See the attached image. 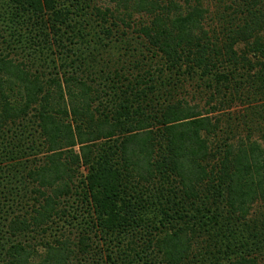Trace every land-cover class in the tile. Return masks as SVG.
I'll list each match as a JSON object with an SVG mask.
<instances>
[{"label":"trees","instance_id":"trees-1","mask_svg":"<svg viewBox=\"0 0 264 264\" xmlns=\"http://www.w3.org/2000/svg\"><path fill=\"white\" fill-rule=\"evenodd\" d=\"M0 264H264V0H0Z\"/></svg>","mask_w":264,"mask_h":264},{"label":"rangeland","instance_id":"rangeland-1","mask_svg":"<svg viewBox=\"0 0 264 264\" xmlns=\"http://www.w3.org/2000/svg\"><path fill=\"white\" fill-rule=\"evenodd\" d=\"M22 240V239H21Z\"/></svg>","mask_w":264,"mask_h":264}]
</instances>
